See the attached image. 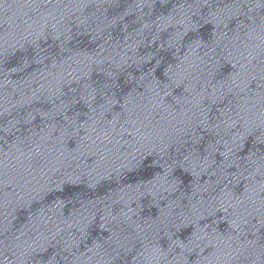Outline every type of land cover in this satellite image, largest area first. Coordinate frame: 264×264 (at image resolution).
Masks as SVG:
<instances>
[{"label":"water","instance_id":"obj_1","mask_svg":"<svg viewBox=\"0 0 264 264\" xmlns=\"http://www.w3.org/2000/svg\"><path fill=\"white\" fill-rule=\"evenodd\" d=\"M0 264H264V0H0Z\"/></svg>","mask_w":264,"mask_h":264}]
</instances>
